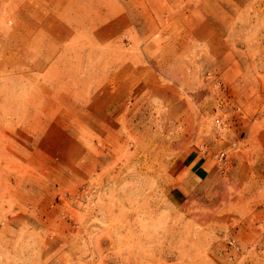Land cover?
Returning <instances> with one entry per match:
<instances>
[{
	"label": "rangeland",
	"instance_id": "374dc122",
	"mask_svg": "<svg viewBox=\"0 0 264 264\" xmlns=\"http://www.w3.org/2000/svg\"><path fill=\"white\" fill-rule=\"evenodd\" d=\"M0 264H264V0H0Z\"/></svg>",
	"mask_w": 264,
	"mask_h": 264
}]
</instances>
